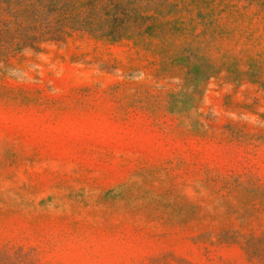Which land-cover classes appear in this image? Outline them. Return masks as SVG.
Wrapping results in <instances>:
<instances>
[{
  "label": "rangeland",
  "instance_id": "rangeland-1",
  "mask_svg": "<svg viewBox=\"0 0 264 264\" xmlns=\"http://www.w3.org/2000/svg\"><path fill=\"white\" fill-rule=\"evenodd\" d=\"M11 8L0 264H264V0Z\"/></svg>",
  "mask_w": 264,
  "mask_h": 264
},
{
  "label": "trees",
  "instance_id": "trees-1",
  "mask_svg": "<svg viewBox=\"0 0 264 264\" xmlns=\"http://www.w3.org/2000/svg\"><path fill=\"white\" fill-rule=\"evenodd\" d=\"M37 2H38V0H0V12L7 10V11H9V13H12V11H11L12 5H17L19 7H25L26 11L35 10ZM4 5L6 6V8H4ZM13 17H17V16L15 14H13ZM18 17H20V16H18ZM29 17L33 19V16L29 15Z\"/></svg>",
  "mask_w": 264,
  "mask_h": 264
}]
</instances>
